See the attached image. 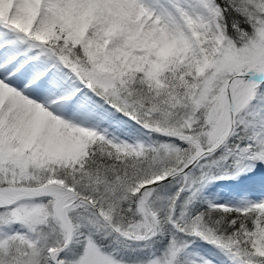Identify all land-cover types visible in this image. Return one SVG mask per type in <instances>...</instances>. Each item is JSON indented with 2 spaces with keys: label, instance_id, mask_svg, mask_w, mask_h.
Returning <instances> with one entry per match:
<instances>
[{
  "label": "snow or ice",
  "instance_id": "obj_1",
  "mask_svg": "<svg viewBox=\"0 0 264 264\" xmlns=\"http://www.w3.org/2000/svg\"><path fill=\"white\" fill-rule=\"evenodd\" d=\"M0 264H264V0H0Z\"/></svg>",
  "mask_w": 264,
  "mask_h": 264
}]
</instances>
